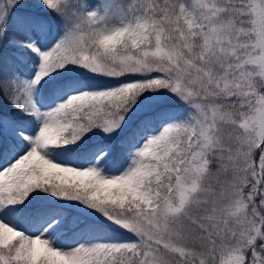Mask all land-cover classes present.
Segmentation results:
<instances>
[{"label": "snow or ice", "instance_id": "6c2138e0", "mask_svg": "<svg viewBox=\"0 0 264 264\" xmlns=\"http://www.w3.org/2000/svg\"><path fill=\"white\" fill-rule=\"evenodd\" d=\"M0 264H264V0H0Z\"/></svg>", "mask_w": 264, "mask_h": 264}]
</instances>
